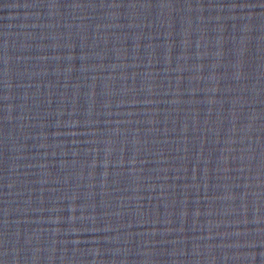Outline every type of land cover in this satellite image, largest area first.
<instances>
[{
	"label": "water",
	"instance_id": "water-1",
	"mask_svg": "<svg viewBox=\"0 0 264 264\" xmlns=\"http://www.w3.org/2000/svg\"><path fill=\"white\" fill-rule=\"evenodd\" d=\"M0 264H264V0H0Z\"/></svg>",
	"mask_w": 264,
	"mask_h": 264
}]
</instances>
